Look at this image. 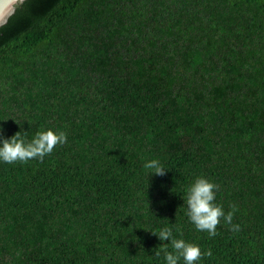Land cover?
<instances>
[{"label":"trees","instance_id":"16d2710c","mask_svg":"<svg viewBox=\"0 0 264 264\" xmlns=\"http://www.w3.org/2000/svg\"><path fill=\"white\" fill-rule=\"evenodd\" d=\"M0 128L67 136L0 163V264H165L169 225L199 264H264V0H26L0 28ZM198 177L238 232L188 220Z\"/></svg>","mask_w":264,"mask_h":264},{"label":"clouds","instance_id":"9594fccd","mask_svg":"<svg viewBox=\"0 0 264 264\" xmlns=\"http://www.w3.org/2000/svg\"><path fill=\"white\" fill-rule=\"evenodd\" d=\"M3 129L0 128V163L13 164L16 162L26 163L31 159H40L51 154L54 147L63 145L67 141L66 133L54 132L51 129L37 132L31 141L26 140L20 132H17L11 138H4ZM146 168L153 169V175L163 176L165 171L159 161L151 160L145 164ZM219 186L208 179L198 177L186 189V206L185 215L194 225L195 229L200 232H206L209 237L217 235V225L221 219L230 226V230L238 232L240 226L233 224V216L236 211L232 207L225 213L223 207L217 203L216 192ZM155 235L162 245L171 246L172 251L165 250L163 259L165 264H199L204 256H211V251L202 253L198 245L185 242L183 239H177L173 235V226H165L157 232H151ZM168 241L167 244H163ZM157 256L160 252L155 253Z\"/></svg>","mask_w":264,"mask_h":264},{"label":"water","instance_id":"95a60500","mask_svg":"<svg viewBox=\"0 0 264 264\" xmlns=\"http://www.w3.org/2000/svg\"><path fill=\"white\" fill-rule=\"evenodd\" d=\"M26 0H0V28L14 14L16 7Z\"/></svg>","mask_w":264,"mask_h":264}]
</instances>
